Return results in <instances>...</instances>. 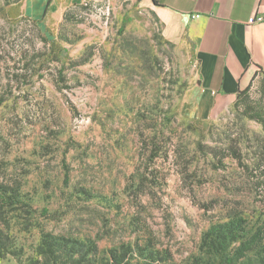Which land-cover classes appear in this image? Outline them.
I'll return each mask as SVG.
<instances>
[{
	"label": "rangeland",
	"instance_id": "1",
	"mask_svg": "<svg viewBox=\"0 0 264 264\" xmlns=\"http://www.w3.org/2000/svg\"><path fill=\"white\" fill-rule=\"evenodd\" d=\"M21 5L0 0V182L18 190L6 229L22 263L44 262L47 233L78 264H225L239 239L215 251L211 225L264 230V131L244 103L196 108L189 41L140 0H65L59 22Z\"/></svg>",
	"mask_w": 264,
	"mask_h": 264
},
{
	"label": "crops",
	"instance_id": "2",
	"mask_svg": "<svg viewBox=\"0 0 264 264\" xmlns=\"http://www.w3.org/2000/svg\"><path fill=\"white\" fill-rule=\"evenodd\" d=\"M140 1L155 13L166 39L189 41L195 104L203 116L214 106L233 102L238 91L251 87L257 71H264V21L248 22L252 15L264 16V0ZM64 3L22 0L21 11L34 22H59Z\"/></svg>",
	"mask_w": 264,
	"mask_h": 264
},
{
	"label": "trees",
	"instance_id": "3",
	"mask_svg": "<svg viewBox=\"0 0 264 264\" xmlns=\"http://www.w3.org/2000/svg\"><path fill=\"white\" fill-rule=\"evenodd\" d=\"M47 11V7L45 12ZM51 44H54L52 41ZM55 49H52L54 52ZM261 70H258L257 75ZM255 78V76H254ZM253 80V79H252ZM250 85L243 90L238 91L234 104L238 105L244 103L245 112L250 119L258 122L264 131V78L260 82V91L263 99L262 103H258V106H250L247 103L248 91ZM3 102V98L0 96V105ZM18 190L14 185L10 183L0 182V257L11 255L17 258V264H40L38 258H27L22 263V249L18 248L15 244L13 236L6 229L9 221L8 214L16 210L19 205ZM242 219L231 217L226 223H217L211 225L204 235L205 242L208 246L215 251H220L224 246L226 239L236 241L239 239L237 247L234 249L231 255L225 259V264H253L254 259L249 255L250 252L255 251L258 246L264 243V230L258 228L252 234L244 231V227L241 224ZM239 228L236 230V227ZM63 244L53 239L50 234H42L41 241L37 247V254L44 258V262L41 264H78L79 260L71 259V262L64 259L61 254L63 253ZM264 247V245H263ZM109 264H128L124 261L123 255H111V261Z\"/></svg>",
	"mask_w": 264,
	"mask_h": 264
},
{
	"label": "built area",
	"instance_id": "4",
	"mask_svg": "<svg viewBox=\"0 0 264 264\" xmlns=\"http://www.w3.org/2000/svg\"><path fill=\"white\" fill-rule=\"evenodd\" d=\"M196 16L198 15H193L192 17H196ZM255 21H264V16L258 13L248 18V22L250 23L255 22Z\"/></svg>",
	"mask_w": 264,
	"mask_h": 264
}]
</instances>
